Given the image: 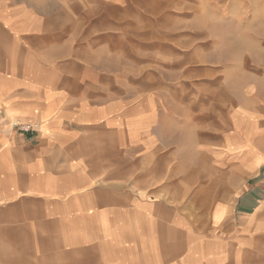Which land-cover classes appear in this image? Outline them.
<instances>
[{
    "label": "crops",
    "instance_id": "0c3cea01",
    "mask_svg": "<svg viewBox=\"0 0 264 264\" xmlns=\"http://www.w3.org/2000/svg\"><path fill=\"white\" fill-rule=\"evenodd\" d=\"M184 2L0 0V264H264L261 91L215 120L206 174L171 183L168 125L126 94Z\"/></svg>",
    "mask_w": 264,
    "mask_h": 264
},
{
    "label": "rangeland",
    "instance_id": "374dc122",
    "mask_svg": "<svg viewBox=\"0 0 264 264\" xmlns=\"http://www.w3.org/2000/svg\"><path fill=\"white\" fill-rule=\"evenodd\" d=\"M185 1L179 12L168 9L169 35H150L147 56L134 69L144 85L126 89L149 100L146 110L158 126L168 125L171 150L156 153L153 171L170 183L192 176L194 161L205 175L215 120L225 122L226 111L256 91L264 96V10L252 6L255 0ZM164 112L168 122L161 121Z\"/></svg>",
    "mask_w": 264,
    "mask_h": 264
},
{
    "label": "built area",
    "instance_id": "2783aa9c",
    "mask_svg": "<svg viewBox=\"0 0 264 264\" xmlns=\"http://www.w3.org/2000/svg\"><path fill=\"white\" fill-rule=\"evenodd\" d=\"M11 126L20 132H31L36 130V125L29 122L20 121L19 119H14L11 122Z\"/></svg>",
    "mask_w": 264,
    "mask_h": 264
}]
</instances>
